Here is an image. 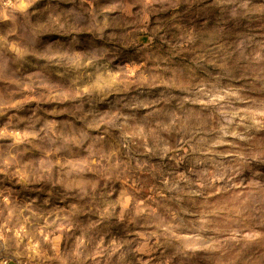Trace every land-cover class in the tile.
I'll use <instances>...</instances> for the list:
<instances>
[{
    "label": "rangeland",
    "instance_id": "374dc122",
    "mask_svg": "<svg viewBox=\"0 0 264 264\" xmlns=\"http://www.w3.org/2000/svg\"><path fill=\"white\" fill-rule=\"evenodd\" d=\"M4 1L0 264H264V0Z\"/></svg>",
    "mask_w": 264,
    "mask_h": 264
},
{
    "label": "crops",
    "instance_id": "0c3cea01",
    "mask_svg": "<svg viewBox=\"0 0 264 264\" xmlns=\"http://www.w3.org/2000/svg\"><path fill=\"white\" fill-rule=\"evenodd\" d=\"M15 15H12L11 14H6V15H3V16H0V22L1 21H5V19H8V18H11V17H14ZM3 17V18H2Z\"/></svg>",
    "mask_w": 264,
    "mask_h": 264
},
{
    "label": "built area",
    "instance_id": "2783aa9c",
    "mask_svg": "<svg viewBox=\"0 0 264 264\" xmlns=\"http://www.w3.org/2000/svg\"><path fill=\"white\" fill-rule=\"evenodd\" d=\"M4 4H7V1L6 0L4 1Z\"/></svg>",
    "mask_w": 264,
    "mask_h": 264
}]
</instances>
